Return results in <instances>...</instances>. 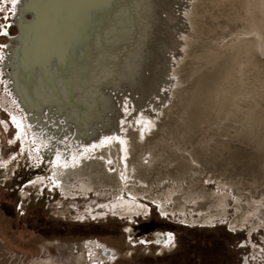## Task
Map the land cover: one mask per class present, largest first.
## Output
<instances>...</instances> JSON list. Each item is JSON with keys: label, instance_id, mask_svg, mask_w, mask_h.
Instances as JSON below:
<instances>
[{"label": "rangeland", "instance_id": "rangeland-1", "mask_svg": "<svg viewBox=\"0 0 264 264\" xmlns=\"http://www.w3.org/2000/svg\"><path fill=\"white\" fill-rule=\"evenodd\" d=\"M42 1H38L39 10L33 9L35 12L37 11L36 14L41 13L40 20H38L40 23L38 22L39 25L36 24L32 27L33 29L25 37L27 47L22 50L21 62L16 55L13 65L15 81L13 93L24 109V115L15 105V99L5 89L6 81L1 73L3 58L1 51L3 49L0 47V264H264V184L261 182L262 180L259 181L260 183L255 182L256 177L263 178L264 171L263 109L256 110L259 113L258 119L261 124L255 127L252 125L251 132L245 133H252L251 138L258 137L260 142L254 145L253 142L244 140L242 137L234 143L232 142L233 146L238 147L240 154L245 152L252 159H261L259 167L257 166L259 169L255 167L257 172L254 173L251 171L252 169L248 168V162L238 164L233 161L227 166H223L222 170L213 168L215 171L218 170L215 173L209 167H205L200 176V186L207 194L220 196L215 201L216 207L214 208L221 211L220 216L211 218L204 223H198L197 220L200 218L201 212L189 209L188 212L172 213L175 207L173 200L170 196L161 197V203H164L167 212L164 215L161 213L163 216L175 221H184L186 224H197L195 230L181 229L183 232L180 237L181 245L175 252L159 256L157 253L159 248L130 247L125 242L122 232L124 222L114 217V214L120 218L129 217L128 213H132L130 215L133 217L134 214L147 210L146 206L149 205L153 210L154 217L157 218V211L161 212V204L158 203V200L155 201L147 195L142 198L134 196L127 191L126 187L119 193L112 191L97 193L91 187L89 179H85L84 181L87 182H83L76 178L72 184L71 196L73 198L70 199H67L68 197L62 191L60 194L57 189H54L55 186L57 187L55 185L56 178L62 177L63 171L62 169L57 170L52 160L43 157L46 152H55L56 150L52 147L53 145H39L38 141H34L33 127L28 122L27 126L22 128V132L27 136L18 137L19 128L13 120L14 116H19L27 121L26 114H28L32 122H36L37 127L40 126L42 129H48V125L52 123L47 121L51 120L54 121L53 126L57 130L70 133L73 132V129H81L78 122L80 125L85 122L87 130L94 127L96 129H111V125L108 124L110 123L108 121L114 120L110 115L111 111H108L109 108L103 111L97 106L93 110L94 95L90 90L96 83H105L104 81H106L102 92H109L113 95H111V98L113 97L111 102L114 101L112 103L117 111H115V119L117 121L125 119V115L142 116L143 112H146L147 115L144 117L153 118V121L162 124V126L158 124V130L160 134H163L151 136L152 132L146 133L145 137H142L145 139L144 143L148 145L146 142H152V144L156 142L161 146H169L172 144L167 141L166 137L168 136L166 135L178 131L179 120L182 117L178 110L179 106L176 107L179 100L175 97L173 88L180 85V88L191 87L198 77L205 74L215 75L217 83L221 77L220 72L216 71V66L208 68L210 65L208 62L200 64L202 65L201 69H190L185 72L177 68L180 56L175 53L170 60L164 63H160L155 55L153 58L148 57V50L152 48L148 41L151 37L148 32L144 39L146 53H142L144 56L146 54V61L144 67L139 70V75L129 82H122L119 78H116L115 81H108L107 68L109 67L107 65L114 54L118 53L115 46L111 48V44L115 45L114 41L121 33L120 29H115L116 36L112 37L113 40L107 37L106 28L100 21L101 17L96 16L98 11L93 10L94 12H92L86 3L83 4L85 0ZM90 1L93 2V0ZM119 5L120 1L118 0L116 6ZM6 10V25L8 26L11 16L9 14L11 11L10 0L0 3V18L5 15ZM7 31L8 36L14 35L16 32L14 26H9L1 34L3 35ZM7 42L6 36L0 37V46L6 45ZM143 50L145 51V49ZM215 51L211 53L212 56L216 54ZM222 51L223 49L220 52ZM110 55L113 56L109 58ZM205 55V53L201 54L203 59L206 58ZM219 57L221 59L222 56L219 55ZM181 59V64L190 60V58ZM222 59H226L225 55ZM206 60L212 61V57ZM217 61V59L214 60V62ZM217 69L220 68L217 66ZM198 71L199 73H197ZM153 72L157 75L155 78L151 77ZM196 73L199 75L197 76ZM144 76H146V80L143 81L146 84H153L152 92L148 93L144 100L133 98L134 105H131V101L129 102L131 93L128 92L131 91L132 94H135V91H138L137 88L135 89L136 84ZM226 80L230 81V78ZM254 81L263 83V79L258 76ZM224 86L228 90L230 89V86ZM110 88L112 89L108 90ZM163 90L168 95L172 94L171 101L166 104L163 103ZM228 90L222 91L227 93ZM27 91L28 95H25ZM25 98H28V103ZM24 99L32 111L24 103ZM159 103L163 104V108L158 106ZM172 103L173 106L169 107ZM123 105L124 110L127 111L125 115L120 113ZM130 106H134V110ZM165 106L167 107L165 111L168 112L163 113ZM211 109L210 115L223 116L221 110L218 109V104ZM62 113L63 118L61 117ZM89 114H93L97 121L87 123L86 118ZM74 115L78 122L70 118ZM108 115L110 116L108 117ZM107 117L110 119L107 120ZM138 120L136 119L134 123ZM99 121H102V125ZM210 124L214 123L210 122ZM206 125L200 128L201 133L205 131ZM61 126H65V128L62 129ZM132 126L130 125V128ZM153 130L150 129V131ZM238 135L240 136V134ZM35 138L37 137L35 136ZM36 150L39 151V154L36 153ZM154 150L157 154L159 153V148ZM160 151L163 159H170V161H174L182 153L179 149L170 151V154L163 150ZM57 154L59 153L56 152L53 155ZM223 156L225 160H229V155L226 156L224 151H220L217 154L218 161H224ZM147 159L149 158L146 157ZM112 163L108 167L111 171H115L116 168ZM170 169L172 170V167ZM162 170L163 176L167 175L165 169ZM53 174H56L57 177ZM242 182L245 186L242 191L244 196L241 203L247 204V210L243 212L244 214L242 213V225L235 227L231 223L241 212L236 209L238 202L233 194L232 186H239ZM84 185L85 187H83ZM165 190V192L168 191L167 187ZM154 193L157 195L161 192L155 189ZM76 195L78 196L76 197ZM126 195H129V198ZM123 201H130L132 204L125 208L119 206L112 208L114 203ZM198 201L201 200L196 197L190 205ZM119 212L125 213L126 216L119 215ZM209 214V212H203L202 215L208 216ZM186 220L190 222H186ZM227 229H230L231 232L228 233ZM244 234L247 236L245 254L242 251L243 248H237V243L244 239ZM110 249L113 251V255L111 256V253L109 256L105 255V251Z\"/></svg>", "mask_w": 264, "mask_h": 264}, {"label": "bare ground", "instance_id": "bare-ground-1", "mask_svg": "<svg viewBox=\"0 0 264 264\" xmlns=\"http://www.w3.org/2000/svg\"><path fill=\"white\" fill-rule=\"evenodd\" d=\"M38 1L27 0V4L21 7V1L18 0L15 10L17 15L21 13L20 8L23 9V13L28 8L39 10ZM117 1H83V4L86 3L92 12L98 11L96 16L101 17L100 21L103 27L106 28L107 37L113 40L112 37L116 36V30L120 29L121 31L119 36L116 37V41H114L115 45L111 44V48L115 46L114 48L118 53L114 54V57H112L113 55L109 56V58H112L109 65H107L109 67L107 68L108 81H115L116 78H119L122 82H129L139 75L138 72L144 67L146 61V54L144 56L142 53H146L144 39H146V33L149 32L151 37L148 41L152 48L148 50V57L153 58L156 56L160 63H164L170 60L173 53H175L180 56L177 68L185 72L190 69H201L202 65L200 64L208 62L210 63L208 68L216 66V71L220 72L219 82H216L215 75L208 76L205 74L198 77L193 83L191 82V87L180 88V85L173 88L176 94L175 97L179 100L176 107L179 106L178 110H180L179 113L182 117L179 120L178 131H170L172 134L167 133L166 135L168 136L166 137L167 141L172 144L169 146H161L156 142L153 144L152 142H146L148 145L144 143L145 139L142 137H145L146 133L152 132L151 136L163 134H160L158 130V124L161 126L162 124L153 121V118L144 117L147 115L146 112H143L142 116H126L127 111L124 110L123 105L120 113L125 115V119L122 118L118 121L115 119L116 110L112 103L114 101L111 102L112 94L102 92L106 81H104L105 83L98 81L99 83H96L95 86L92 84L93 88H90V90L94 95L93 110L97 106L103 111L107 110L106 108L111 111L110 115L114 119L112 122L108 121L110 122L108 124L112 127L111 129H96L94 127L89 131L84 125L85 122L80 125L75 115L70 116V118L77 121L81 129H73L72 133L57 130L53 126L54 121L51 120L47 121L52 123L48 125V129H42L40 126L38 128L36 122L33 123L30 116L26 114L27 121L19 116H14L15 124L19 125L18 137L27 136L26 133L22 132V128L24 129L28 122L33 127L32 136L34 141H38L39 145H53L52 147L56 151L46 152L49 154L46 155L45 153L44 157H51L50 160L55 163L54 167H57V170L62 169V177H57L56 174H53V176L57 177L55 185L67 197H72V184L76 178L83 180V182H87L84 180L89 179L91 187L97 193L99 191L119 193L126 187L127 191L134 196L140 198L146 195L150 196L161 204L163 215L167 212L164 203H161V197L170 196L175 204L172 213L188 212L189 209L202 214L203 212L210 213L208 216L201 214L197 220L198 223L216 218L221 213V211L214 209L216 207L215 201L220 196L217 194L209 196L204 188L200 186L199 180L203 169L209 167L215 173L222 170L223 166L236 161L238 164L248 162V168L255 173L261 161L260 158V160L252 159L245 152L240 154L238 147L233 146L232 142L239 140L240 137L253 142L254 145L260 142L258 137L251 138L252 133H245L251 132L250 127L252 125V127H255L261 124L258 119L259 113L256 110L259 108L264 110V0H119L120 5L116 6ZM37 14L38 20H40L41 13L38 12ZM25 37L26 35L21 40L20 52L16 53L20 62L23 56L22 50L27 47ZM222 49L223 51L220 52ZM215 50L219 52L217 53ZM214 51L216 54L212 56L211 53ZM202 53L206 54L205 59L201 56ZM219 55L222 57L225 55L226 59L224 60L222 57L220 59ZM210 57H212V61H207L206 59ZM181 58H190V60L181 64ZM215 59L218 61L214 62ZM217 66L220 69H217ZM156 76L154 72L151 75L153 78ZM191 76L193 77V75ZM256 76L263 79V83L254 81ZM229 78L230 81L226 80ZM143 80H146V76L136 84L135 89L137 88L138 91H135V94H132L131 91L128 92L131 93L129 95L131 105L134 103L132 102L133 98L144 100L146 95L152 92L153 84L148 85ZM224 85L230 86V89L228 90ZM222 90H228V92L223 93ZM25 95H28V91ZM134 95L135 97H133ZM162 95L164 96V104L171 101V93L168 95L163 90ZM25 99L23 100L24 103ZM26 100L28 103V98ZM40 102L42 103V101ZM27 103L25 104L29 106ZM217 104L223 115L222 117L210 115L211 108ZM162 105L161 103L158 104L160 108H163ZM166 106L163 113L168 112L165 111ZM170 106H173V103ZM130 107L134 110V106ZM30 110L32 111L31 107ZM138 111L140 112V110ZM61 117L63 118V113ZM108 117L107 120L110 119ZM136 119L139 120L134 123ZM210 122L214 124H210ZM99 123L102 125V121H99ZM130 125H133L132 128H130ZM204 125L207 127L201 133L200 128ZM63 127L65 128V126ZM63 127L61 126L62 129ZM84 128L86 130H83ZM150 129L154 130L150 131ZM35 136L40 138L37 139ZM225 136L228 138H224ZM187 144L188 146H186ZM157 148H159L158 154L154 150ZM41 149L45 150L44 148ZM41 149L39 150L42 151ZM175 149L181 150V155H178L174 161L166 159V162L160 150L170 154V151ZM36 151L39 154V151ZM220 151H224L226 156L229 155V160H225L223 156L222 159L224 158L225 162L218 161L217 154ZM56 152L59 154L53 155ZM146 157L149 158L147 159L149 161L146 160ZM111 162L116 168L115 171H111L108 167ZM174 163L175 165H173ZM170 167H172V170ZM213 168L218 170L215 171ZM162 169H165L167 175L163 176ZM262 175V179L255 178L256 183L262 180L261 182L264 184V171ZM244 186L243 182L239 186H232L233 194L238 202L236 209L241 212L236 215L231 223L235 227L242 225V213L247 210V204L241 203L244 196L242 193ZM165 187H167V192H165ZM155 189L161 193L156 195L154 193ZM196 197L201 201L190 205ZM131 204L130 201H123L117 204L114 203L112 208L114 209L116 206L125 208ZM130 214L132 213H128L129 217L132 218ZM119 215L126 216L122 212H119ZM186 222L190 221L186 220ZM107 251H105V255H107Z\"/></svg>", "mask_w": 264, "mask_h": 264}, {"label": "flooded vegetation", "instance_id": "flooded-vegetation-1", "mask_svg": "<svg viewBox=\"0 0 264 264\" xmlns=\"http://www.w3.org/2000/svg\"><path fill=\"white\" fill-rule=\"evenodd\" d=\"M6 12L7 10L5 11V15H3L2 18H0V37H3V35L4 37L6 36L5 34L3 35L1 34V32H3L4 29H7ZM14 28L16 32L14 35H11L12 37L17 36L18 34V31L15 26ZM43 158L50 160L48 156ZM54 189H57L60 192L58 187L55 186ZM60 194L62 193L60 192ZM77 196L78 195H76V197ZM79 196L81 197V195ZM126 197L129 198V195H126ZM70 198L73 197L69 196L67 199ZM146 207L148 208L147 210L145 209L142 212H138L137 214H134L132 219L130 217L120 218L119 216L114 214V217L117 218V220L124 222V225L122 226V232L125 237V242L130 247L159 248V251H157V253L159 256L161 255L163 256L165 253L169 254L178 250V248L181 245L180 237L183 235L181 229L195 230L197 228V224L196 225L186 224L184 221L183 222L178 220L175 221L172 220L171 218H167L166 216H163L161 214L160 210L157 211L158 217L155 218L151 207L149 205H147ZM200 227H204V226H200ZM227 232L230 233L231 230L227 229ZM246 244H247V236L244 234V239H242L237 243L238 245L237 248L238 249L243 248L244 250L242 251L244 252L246 249L245 248ZM110 251L112 256L113 251L111 249Z\"/></svg>", "mask_w": 264, "mask_h": 264}, {"label": "water", "instance_id": "water-1", "mask_svg": "<svg viewBox=\"0 0 264 264\" xmlns=\"http://www.w3.org/2000/svg\"><path fill=\"white\" fill-rule=\"evenodd\" d=\"M26 4H27V0H21V7L25 6ZM20 9H21V13H19V15H17V12L15 11L16 9L14 11L11 10L9 12L11 15L10 16L11 22L7 26V28L9 26H15L17 31H18L17 36H13V37L8 36V31L5 32V33H7L6 36H7L8 42L6 45H4V46L2 45L0 47L3 49L1 51V54L3 57L2 58V64H1V73L3 74L5 81L7 82V83L5 82V89H7L8 92L10 93L11 97L13 99H15L14 100L16 103L15 105L20 110V112L23 113V115H24L25 111L22 108L21 104L19 103L17 96L13 93V90H14L13 85L15 83L13 65L15 62L16 53L20 50V45H21L20 43H21L22 38L25 35L27 36L30 29H32V27L36 26V24L39 25L40 22L38 23V14H36L35 10L28 8L27 11H24V13H23V9L22 8H20ZM86 119H87V121H86L87 123H92V122L97 121L93 114H89ZM49 159H51V157H49ZM109 254H110V252L108 251L107 255H109Z\"/></svg>", "mask_w": 264, "mask_h": 264}, {"label": "snow or ice", "instance_id": "snow-or-ice-1", "mask_svg": "<svg viewBox=\"0 0 264 264\" xmlns=\"http://www.w3.org/2000/svg\"><path fill=\"white\" fill-rule=\"evenodd\" d=\"M3 2L4 0H0V3H3ZM17 3H18V0H10L11 10L14 11L16 9ZM5 35H7V33H5Z\"/></svg>", "mask_w": 264, "mask_h": 264}]
</instances>
